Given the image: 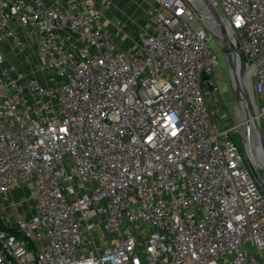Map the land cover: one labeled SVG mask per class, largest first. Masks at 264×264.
<instances>
[{
  "label": "built area",
  "instance_id": "2783aa9c",
  "mask_svg": "<svg viewBox=\"0 0 264 264\" xmlns=\"http://www.w3.org/2000/svg\"><path fill=\"white\" fill-rule=\"evenodd\" d=\"M208 1L220 20L205 0H151V30L124 49L96 0H0V43L36 47L60 77L17 74L0 50V205L29 193L0 206V264H260L248 138L264 169V0ZM213 36L236 104L252 103L232 126L207 102L221 91Z\"/></svg>",
  "mask_w": 264,
  "mask_h": 264
},
{
  "label": "crops",
  "instance_id": "0c3cea01",
  "mask_svg": "<svg viewBox=\"0 0 264 264\" xmlns=\"http://www.w3.org/2000/svg\"><path fill=\"white\" fill-rule=\"evenodd\" d=\"M43 2L48 6L64 5V0H43ZM96 5L102 14L104 29L109 32L115 44L124 49L133 48L138 42L139 35L151 30L152 21L148 15L152 5L151 0H96ZM123 34L127 35L124 41L121 40ZM60 36L67 38L68 33L61 31ZM0 50L10 63L17 66V74L26 77L35 76L48 86L56 83L47 81L49 77L55 75L54 72L45 74L41 71L40 66L45 62L40 59L36 47L20 52L10 42H1ZM259 258H261L260 264H264V251Z\"/></svg>",
  "mask_w": 264,
  "mask_h": 264
},
{
  "label": "rangeland",
  "instance_id": "374dc122",
  "mask_svg": "<svg viewBox=\"0 0 264 264\" xmlns=\"http://www.w3.org/2000/svg\"><path fill=\"white\" fill-rule=\"evenodd\" d=\"M220 9V6H219ZM210 46L213 48L214 51H216L219 59V69L218 73L222 75V79L219 83V88L221 91L214 92L211 97L207 98L208 104H210L215 110L220 111L219 119L224 123L228 124L229 126H232L236 124L239 121H243L240 118V112L243 110V106L236 104V96L235 91L233 89L231 79H230V73H229V62L226 57L225 49L220 47L218 42L216 41V38L213 36L210 40ZM60 79L59 76L53 75L52 77H49L47 79L48 83L58 82ZM250 110L249 104H247ZM251 111V110H250ZM220 125L222 123L219 121ZM232 137L234 140L238 143V145L242 146L245 151V143H244V137L242 132L240 131H233ZM249 146V161L252 163L254 162L255 166L253 165L255 172L257 176L263 178L264 177V169L260 166V161L255 155V147H253L252 143H248ZM252 160V161H251ZM29 193H23L18 188H15L11 191L9 195L6 196L4 200H1V208L5 209V204L12 203V204H19L23 200V196H28ZM11 208V207H10ZM29 206L25 207L23 210L22 208H14L13 215L15 218H19L20 214L22 212L28 211ZM14 220V219H13ZM145 229L148 228V225L144 226ZM253 250V248H251ZM261 260V258H259Z\"/></svg>",
  "mask_w": 264,
  "mask_h": 264
},
{
  "label": "water",
  "instance_id": "95a60500",
  "mask_svg": "<svg viewBox=\"0 0 264 264\" xmlns=\"http://www.w3.org/2000/svg\"><path fill=\"white\" fill-rule=\"evenodd\" d=\"M205 1L210 4V2L208 0H205ZM210 7H211V10L213 11V13L215 14L216 18L218 20H220L219 14H218L217 10L211 4H210ZM223 32L225 33L224 29H223ZM225 49H226L227 54L229 56L230 55V49H229V47L226 46ZM205 84L207 85V83H205ZM245 98H246V100H247V102H248V104L250 106L251 113H253L252 103H251L250 97L248 95H245ZM258 133H259V137H260L261 146H262L263 151H264V136H263V133H262V130H261L260 126H258ZM254 172H255V169H254ZM255 175L257 176L256 172H255ZM257 178L260 180L262 189L264 191V177L262 179L261 177L257 176Z\"/></svg>",
  "mask_w": 264,
  "mask_h": 264
},
{
  "label": "bare ground",
  "instance_id": "6f19581e",
  "mask_svg": "<svg viewBox=\"0 0 264 264\" xmlns=\"http://www.w3.org/2000/svg\"><path fill=\"white\" fill-rule=\"evenodd\" d=\"M243 106V110L240 112V118L241 120H244L245 118H248L250 116V110H249V107L247 105V103H243L242 104ZM254 138H256V135L254 134V136L248 138L250 143L253 144V147H255V141H254ZM255 155L257 156V158L259 159L258 155H257V152L254 151ZM252 161V160H251ZM261 161V160H260ZM252 163L254 164V162L252 161ZM255 165V164H254ZM262 165V164H261ZM263 179V178H262Z\"/></svg>",
  "mask_w": 264,
  "mask_h": 264
},
{
  "label": "trees",
  "instance_id": "16d2710c",
  "mask_svg": "<svg viewBox=\"0 0 264 264\" xmlns=\"http://www.w3.org/2000/svg\"><path fill=\"white\" fill-rule=\"evenodd\" d=\"M0 227L1 228H6V226L4 224H2V223H0Z\"/></svg>",
  "mask_w": 264,
  "mask_h": 264
}]
</instances>
